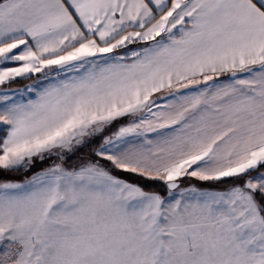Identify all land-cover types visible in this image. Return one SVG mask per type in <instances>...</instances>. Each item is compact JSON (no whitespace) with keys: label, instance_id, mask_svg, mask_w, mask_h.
Wrapping results in <instances>:
<instances>
[{"label":"snow or ice","instance_id":"obj_1","mask_svg":"<svg viewBox=\"0 0 264 264\" xmlns=\"http://www.w3.org/2000/svg\"><path fill=\"white\" fill-rule=\"evenodd\" d=\"M0 264H264V0H0Z\"/></svg>","mask_w":264,"mask_h":264}]
</instances>
